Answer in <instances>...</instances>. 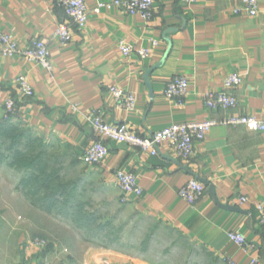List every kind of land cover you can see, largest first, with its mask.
I'll return each instance as SVG.
<instances>
[{
  "label": "crops",
  "instance_id": "obj_1",
  "mask_svg": "<svg viewBox=\"0 0 264 264\" xmlns=\"http://www.w3.org/2000/svg\"><path fill=\"white\" fill-rule=\"evenodd\" d=\"M110 1L85 0L87 20L79 27L65 16L57 0H0V31L11 34L21 46L34 39L45 41L53 64L48 72L21 56L5 57L0 52V119L5 115L4 100L11 97L18 106L11 120L42 138L49 163L62 167L64 173L72 171L81 190L77 196L83 192L90 199L86 211L110 218L120 203L125 205L115 178V172L124 169L136 175L142 188L139 197L124 202L136 213L168 222L219 264H250L252 258L264 264V227L255 212V205L264 202V130L216 124L195 142L192 156L182 159L167 144L151 154L103 138L88 121V114L95 111L107 123L125 124L140 135L174 124L227 117L253 116L264 123V0H258L254 16L232 13L242 0H155L149 20L117 6L93 11L98 3ZM61 23L72 30L66 44L52 35ZM119 41L148 47L150 54L143 59L124 57L117 48ZM160 62L147 77L150 92L144 76ZM232 72L242 75L231 91L237 105L206 108L202 94L221 91L223 79ZM174 75L189 81V93L180 104L164 96L165 84ZM21 76L32 87L30 97L18 88ZM110 86L134 94L131 110L117 107ZM98 140L108 148L101 163L72 164ZM190 179L203 186L193 204L178 193ZM232 231L245 237L246 247L230 241L227 234ZM27 242L26 264H46V259L50 264H152L110 245L65 255L63 244L61 252L53 242L54 250L42 254V249ZM13 258L10 264H17Z\"/></svg>",
  "mask_w": 264,
  "mask_h": 264
},
{
  "label": "built area",
  "instance_id": "obj_2",
  "mask_svg": "<svg viewBox=\"0 0 264 264\" xmlns=\"http://www.w3.org/2000/svg\"><path fill=\"white\" fill-rule=\"evenodd\" d=\"M155 0H112L110 2H100L93 9L99 12L101 8L117 6L123 8L131 15H139L145 20H149L153 15V3ZM194 1V0H180ZM58 6L76 25L82 27L87 20V6L85 0H58ZM258 12V0H242V5L232 9L235 15L254 16ZM53 37L61 44H66L72 39V30L67 23L56 25ZM156 45V41H152ZM118 51L124 57L137 56L141 59L150 54L148 47H136L127 41L118 42ZM0 52L5 57L21 56L24 59L38 64L48 72L53 71V64L47 43L41 39H34L30 44L21 46L11 34L0 31ZM242 81L240 73H229L223 79V89L218 92L207 91L202 94L204 106L208 109L233 108L237 105V99L231 92ZM17 85L21 93L25 96L32 94V87L26 77H18ZM111 93L117 107L131 110L135 97L131 92L124 91L117 86H110ZM189 93V81L182 75H174L165 84L164 96L174 103H181L184 96ZM4 117L7 118L15 109V101L9 97L4 100ZM88 121L91 127L101 137L107 138L118 143L136 146L143 151L156 154L162 144H167L173 148L182 159H188L194 153L196 141L203 140L207 131L216 124L223 125H244L251 130H264V123L253 116L227 117L222 120H206L201 122H185L171 125L162 130L149 132L147 135H139L128 128L125 124H110L102 119L100 113L92 111L88 114ZM108 154L107 146L100 140L89 145L77 159L84 164L96 165L101 163ZM117 186L121 192V201L125 202L130 196L139 197L142 188L138 184L137 177L133 172L120 169L115 172ZM180 197L188 203L193 204L203 193V186L195 179H190L182 185L178 191ZM245 197L241 201H245ZM255 212L258 220L264 227V202L255 205ZM230 241L241 247L247 246V240L239 232H228ZM32 243L39 249L45 248L48 243L43 239H36ZM250 264H259L258 260L252 258Z\"/></svg>",
  "mask_w": 264,
  "mask_h": 264
},
{
  "label": "rangeland",
  "instance_id": "obj_3",
  "mask_svg": "<svg viewBox=\"0 0 264 264\" xmlns=\"http://www.w3.org/2000/svg\"><path fill=\"white\" fill-rule=\"evenodd\" d=\"M21 181L17 171L0 166V242L3 244L0 262L4 264H10L12 256L17 264H26L23 261L26 242L36 239L49 244L42 253L54 250L53 242L58 243L57 252H61L60 244L65 245L61 252L65 255H74L78 249L110 245L138 254L152 264H219L217 258L207 255L168 222L141 216L127 203L123 202L124 206L120 203L110 218L105 217L108 220L103 218L105 231L94 234L95 226V230L80 227L77 221L65 218L62 213L54 215L46 204L44 208L35 205V195L28 193ZM45 262L50 264L47 259Z\"/></svg>",
  "mask_w": 264,
  "mask_h": 264
},
{
  "label": "trees",
  "instance_id": "obj_4",
  "mask_svg": "<svg viewBox=\"0 0 264 264\" xmlns=\"http://www.w3.org/2000/svg\"><path fill=\"white\" fill-rule=\"evenodd\" d=\"M17 109L15 103L13 113L7 118L0 119V166L5 165L18 172L21 183L27 186L26 191L35 195V205L44 208L46 204L52 213H62L65 218L77 221L80 227L95 230L93 228L95 226L97 231L94 234L105 231L106 219L102 223L103 216L97 211L85 210V207L91 206L90 199L83 192L82 197L78 198L77 195H81V190L78 186L79 182L72 177V171L64 173L62 167L49 163L47 146L42 138L34 136L27 129L25 131L21 123L11 120ZM78 162L80 161L76 157L72 164ZM48 246L49 244L45 248ZM208 255L212 257V254L208 253Z\"/></svg>",
  "mask_w": 264,
  "mask_h": 264
},
{
  "label": "water",
  "instance_id": "obj_5",
  "mask_svg": "<svg viewBox=\"0 0 264 264\" xmlns=\"http://www.w3.org/2000/svg\"><path fill=\"white\" fill-rule=\"evenodd\" d=\"M68 18H69V17H68ZM69 19H70V18H69ZM162 62H163V61H162ZM162 62H160L158 65H155V66L151 67L150 69H148V70L146 71V75L144 76V78H145V82H146L147 88L149 89L150 92H151V88H150V86H149V84H148V82H147V77H148V75L150 74V72H152L155 68L159 67L160 64H161ZM184 168H186V166H185ZM199 180L202 181V179H199ZM205 184H207V183L205 182ZM209 191L213 193L212 186L209 187ZM213 197H214V200H215L217 203H219V202L217 201L216 196L213 195Z\"/></svg>",
  "mask_w": 264,
  "mask_h": 264
}]
</instances>
